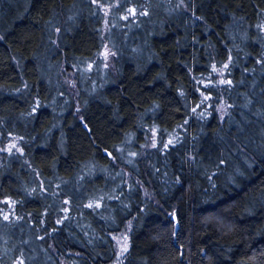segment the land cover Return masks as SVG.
<instances>
[{"label":"trees","instance_id":"trees-1","mask_svg":"<svg viewBox=\"0 0 264 264\" xmlns=\"http://www.w3.org/2000/svg\"><path fill=\"white\" fill-rule=\"evenodd\" d=\"M0 264H264V0H0Z\"/></svg>","mask_w":264,"mask_h":264},{"label":"rangeland","instance_id":"rangeland-1","mask_svg":"<svg viewBox=\"0 0 264 264\" xmlns=\"http://www.w3.org/2000/svg\"><path fill=\"white\" fill-rule=\"evenodd\" d=\"M105 55H106V51H104ZM72 81V79L70 80V82ZM117 250H118V257H121V254H123V252L126 250L127 248V237L124 234L120 235L119 237H117Z\"/></svg>","mask_w":264,"mask_h":264}]
</instances>
